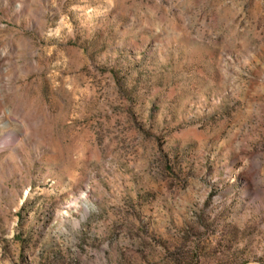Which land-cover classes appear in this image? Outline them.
<instances>
[{
  "label": "rangeland",
  "instance_id": "obj_1",
  "mask_svg": "<svg viewBox=\"0 0 264 264\" xmlns=\"http://www.w3.org/2000/svg\"><path fill=\"white\" fill-rule=\"evenodd\" d=\"M0 264H264V0H0Z\"/></svg>",
  "mask_w": 264,
  "mask_h": 264
}]
</instances>
